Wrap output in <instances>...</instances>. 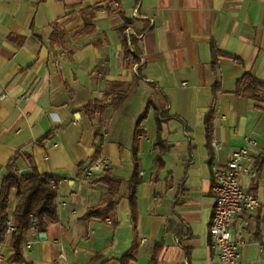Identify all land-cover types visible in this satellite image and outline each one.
<instances>
[{"label":"crops","instance_id":"crops-1","mask_svg":"<svg viewBox=\"0 0 264 264\" xmlns=\"http://www.w3.org/2000/svg\"><path fill=\"white\" fill-rule=\"evenodd\" d=\"M124 18L135 39L126 57ZM245 71L264 81V0H0V186L12 159L18 174L33 166L58 181V219L45 239L36 230L26 247V230L19 263L5 235L0 264H149L154 254L153 264H220L208 234L210 166L245 136L255 144L238 181L259 206L234 215L232 236L243 262L264 264V104L234 94ZM134 79L117 109L86 114L89 102H109ZM148 104L133 223L132 138ZM208 113L217 148L206 145ZM99 157L106 169L85 178ZM106 174L120 181L113 208L83 218L106 194L98 181ZM19 190H9L8 216Z\"/></svg>","mask_w":264,"mask_h":264},{"label":"trees","instance_id":"trees-1","mask_svg":"<svg viewBox=\"0 0 264 264\" xmlns=\"http://www.w3.org/2000/svg\"><path fill=\"white\" fill-rule=\"evenodd\" d=\"M91 13L88 20L85 21L86 27L91 24ZM130 26V21L124 18V23L121 25L120 29L122 31V54L124 57L130 54L127 45L126 29ZM132 46H135V39L130 37L129 40ZM135 53H133L134 56ZM219 53L212 54V63L215 57ZM133 61L138 62L137 56L133 57ZM135 79L126 87L123 91H118L116 96L107 102L105 99L99 100L94 99L89 102L84 110L86 114L91 118L95 113L101 115L106 107H112V109H117L122 100L128 94L130 88L135 84ZM234 94L242 95L250 100L257 101L264 104V81H260L255 78L250 72L245 71L236 81ZM146 106L144 112L139 117L136 122L133 138H132V161L133 169L128 179V199L129 207L131 212V220L133 223L136 222V206H135V192L138 184L141 182V177L139 176V166L137 159V145L139 135L143 133L142 128L139 127V122L146 115ZM162 113H155V120L157 124V129H159V124L161 121ZM205 132H206V145L208 149H211V114L208 113L204 120ZM47 136V135H46ZM14 159L10 160L6 165V171L2 178L0 186V242L5 238V222L8 219L7 213V201L8 193L12 188L20 189L18 193V201L15 206L14 211L11 214L13 231L10 234V247L12 249L11 261L22 263L24 262L22 258L21 241L23 234L26 230L34 227L38 232H44L49 224L57 221V207L55 204L56 198V186L57 179L51 175L40 173L35 167L31 166L30 171L25 174H18L13 168ZM99 182L107 186V192L102 197L100 203L95 206L88 207L83 218L91 217H104L102 210L104 208L112 209L115 204V197L119 192L120 181L112 178L109 175H104L98 179ZM132 258L131 253H125L122 259ZM155 254L152 257L149 264H153Z\"/></svg>","mask_w":264,"mask_h":264},{"label":"built area","instance_id":"built-area-1","mask_svg":"<svg viewBox=\"0 0 264 264\" xmlns=\"http://www.w3.org/2000/svg\"><path fill=\"white\" fill-rule=\"evenodd\" d=\"M131 29L127 30V42L130 46ZM131 52V50H130ZM133 53V52H132ZM245 144L232 151L229 159L223 163H212L210 166L212 177L213 204L210 221L208 224V234L211 239V247L216 252L220 264H247L240 259L238 252L239 241L232 236L231 222L237 213L242 211L252 212L259 206V201L255 195L244 190L238 181L241 172L246 171L245 163L250 160L247 146L255 144L250 136H245ZM211 146L217 148L216 142H211ZM108 162L106 158L99 157L92 162L91 167L84 171V177L88 178L94 171H103ZM58 183V181H57ZM12 217L8 216L5 222V235L13 231ZM31 238L25 241V246L30 247L36 235V229L30 228ZM144 242L145 238H140ZM2 256L0 254V260Z\"/></svg>","mask_w":264,"mask_h":264},{"label":"water","instance_id":"water-1","mask_svg":"<svg viewBox=\"0 0 264 264\" xmlns=\"http://www.w3.org/2000/svg\"><path fill=\"white\" fill-rule=\"evenodd\" d=\"M45 237H46V235H45L44 232H40V233L38 234V238L41 239V240L45 239Z\"/></svg>","mask_w":264,"mask_h":264}]
</instances>
